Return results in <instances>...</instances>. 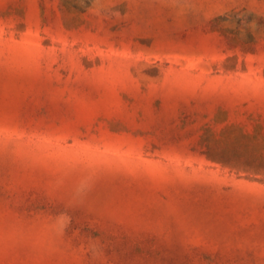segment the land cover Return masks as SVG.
Instances as JSON below:
<instances>
[{"label":"rangeland","instance_id":"374dc122","mask_svg":"<svg viewBox=\"0 0 264 264\" xmlns=\"http://www.w3.org/2000/svg\"><path fill=\"white\" fill-rule=\"evenodd\" d=\"M0 264H264V0H0Z\"/></svg>","mask_w":264,"mask_h":264}]
</instances>
